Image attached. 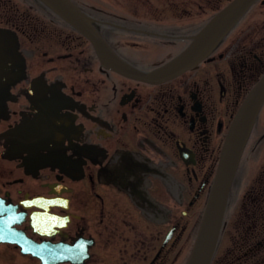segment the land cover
<instances>
[{
    "label": "flooded vegetation",
    "instance_id": "1",
    "mask_svg": "<svg viewBox=\"0 0 264 264\" xmlns=\"http://www.w3.org/2000/svg\"><path fill=\"white\" fill-rule=\"evenodd\" d=\"M0 0L23 79L0 116V264H187L231 123L264 76V0L196 67L150 83L234 0ZM105 52L107 60L102 57ZM209 264H264V102Z\"/></svg>",
    "mask_w": 264,
    "mask_h": 264
},
{
    "label": "water",
    "instance_id": "2",
    "mask_svg": "<svg viewBox=\"0 0 264 264\" xmlns=\"http://www.w3.org/2000/svg\"><path fill=\"white\" fill-rule=\"evenodd\" d=\"M67 25L95 43V33L88 19L69 0H35ZM254 0H234L217 13L192 39L189 46L162 67L148 74L128 72L113 65L126 76L150 83L170 80L196 67L235 26ZM104 60L105 52L101 51ZM24 60L18 51L16 36L0 29V116L10 97V89L23 79ZM264 102V76L251 90L236 113L223 145L208 202L187 264H209L214 253L225 211L228 191L239 157L259 109Z\"/></svg>",
    "mask_w": 264,
    "mask_h": 264
}]
</instances>
